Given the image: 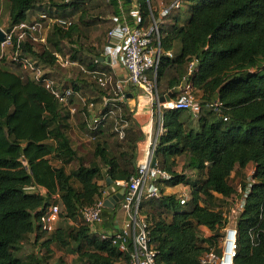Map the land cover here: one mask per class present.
Returning a JSON list of instances; mask_svg holds the SVG:
<instances>
[{
	"label": "trees",
	"instance_id": "16d2710c",
	"mask_svg": "<svg viewBox=\"0 0 264 264\" xmlns=\"http://www.w3.org/2000/svg\"><path fill=\"white\" fill-rule=\"evenodd\" d=\"M8 1L10 25L25 21L28 13L37 9L49 14L54 8L61 9L59 16L67 20L81 12L78 22L68 28L54 25L47 37L50 48L38 52L31 40L23 44L24 54L53 67L54 51H60L61 43L71 40L84 24L86 10H79L83 1ZM136 1L143 24L148 25L151 13L156 16L150 0ZM184 1L189 12L185 24H174L161 32L163 51H173L177 41L181 50L173 59L162 56L157 87L158 91L164 89L160 95L172 92L175 99L182 84L188 81L194 90L202 92V112L196 118L175 110L162 113V131L155 149L158 166L172 175L166 181L168 186L191 187L192 201L186 211L177 209L181 205L174 195L159 201L158 208L171 211L172 215L169 221L156 210L150 220L158 250L156 264H201L200 257L207 249L203 243L215 246L221 234L203 240L199 226H207L213 233L225 227L221 210L225 201L218 195L226 198L234 194L231 174L251 164L255 165L256 182L238 219L234 264H264V69L249 70L264 60V0ZM131 3L124 1L126 10ZM68 7L71 10L67 13ZM100 56L88 67L94 70L103 64L96 62ZM192 61H197V65L190 73ZM63 87H71L76 93L81 90L79 85ZM216 99L223 104L226 121L218 113L206 110V105ZM60 111L48 90L31 77H23L0 64V264H40L34 257L29 261L18 257L15 249L32 236L39 243L47 235L39 221L54 196L59 195L61 217L75 219L81 208L103 196L99 181L106 183L110 178L128 182L136 171L134 154L124 150L109 156L99 145L95 157L108 167L106 174L97 164L83 162L68 174L63 163L75 153L61 131ZM54 122L59 125L57 132L50 130ZM183 156H189L188 167L197 170L202 175L200 179L176 170L177 159ZM116 212L117 207L103 209L104 231H114ZM47 236L43 246L56 244L88 264H115L120 256L110 240L90 234L84 222L73 227L58 226Z\"/></svg>",
	"mask_w": 264,
	"mask_h": 264
},
{
	"label": "built area",
	"instance_id": "2783aa9c",
	"mask_svg": "<svg viewBox=\"0 0 264 264\" xmlns=\"http://www.w3.org/2000/svg\"><path fill=\"white\" fill-rule=\"evenodd\" d=\"M49 0H46L48 2ZM70 0H66L69 2ZM114 2L118 6L119 13L112 18V26L107 31L108 43L103 53L96 62H107L111 66L121 64L127 71V77L114 81L111 74L104 71L89 70L81 65L79 61L72 59L70 54H64L62 51H54L56 57L55 65L61 68L79 67L83 72L94 75L98 85L102 90L110 92L113 101L118 102L116 112L98 111V104L80 95L82 109L87 115L88 129L90 130V139H96V134L100 127L113 115L115 122V131L123 138L128 121L124 119L122 108L130 97V88L141 90L139 96H143L158 101L162 96L158 92L157 75L162 56L170 59L175 58L173 51L165 52L161 47V28L160 24L168 17L173 10H180L183 6V0H173L170 5L162 8L158 17L151 13L148 25L143 24L141 10L138 2L135 0L130 9L125 10V0H107ZM49 22L52 26L62 24L68 28L71 22L59 20L50 17L47 13H41L32 20H25L19 24L9 25L7 29L1 28L6 36L4 42H0V62L17 65L21 68L23 77L29 76L36 83L48 90L56 100L59 106L69 109L70 114L77 113V108L71 105L72 99L77 93L71 87L64 88L51 74V68L45 65L38 58L24 54L23 44L27 40L35 46L40 43L47 45V36L45 35V25ZM96 58V57H95ZM103 59V61H102ZM100 60V61H99ZM197 65V61H192L189 66L190 73ZM264 69V60L257 66L250 67V71ZM179 95L170 102L157 103L158 112L166 110L187 111L195 118L202 112V107L191 83H183L179 89ZM111 100L104 97L103 105L107 106ZM223 104L219 100H214L206 105V110L218 113L226 121L228 118L222 114ZM157 142L153 149L149 151L147 160L140 164L136 172L125 182L126 194L122 201V207L127 211L130 226L114 231H103L101 227L103 221V209L105 208V198H97L94 204L80 209L79 213L83 222L88 226L92 235H99L102 240H110L120 252L119 258L115 264H156L158 250L151 232V223L147 215L142 214L140 207L144 201L161 200L164 194L159 187L160 182H166L172 178V175L164 171L156 164L152 166V160L155 156ZM255 168L251 169L248 178L243 184H239L236 192L230 197L224 199L225 205L229 206L227 210H222L225 227L221 232L220 241L215 246H210L204 242L206 251L201 255V264H234V259L238 252V219L244 211L248 193L256 182L253 175ZM187 187L188 191L180 192L177 201L185 206L192 201V192L188 185L181 184V187ZM59 195L53 197V201L46 208L40 217L42 230L47 234H52L58 227L61 217V205L58 203ZM210 229L207 226H199V237L207 240V232ZM201 233H204L202 238ZM219 245V246H218Z\"/></svg>",
	"mask_w": 264,
	"mask_h": 264
},
{
	"label": "crops",
	"instance_id": "0c3cea01",
	"mask_svg": "<svg viewBox=\"0 0 264 264\" xmlns=\"http://www.w3.org/2000/svg\"><path fill=\"white\" fill-rule=\"evenodd\" d=\"M93 1L90 4L92 7L96 8V10H94L93 12L97 15V17H100V18L103 17L105 19L107 18L110 21L108 22V25H109L108 29H109L113 24L112 18L114 15H116L117 5L115 3L104 0L103 5L100 6L99 4L93 3ZM134 1L135 0H133V2ZM150 3L152 4V0H150ZM155 3H156L155 7L160 8L162 10L163 7L170 5V0H157ZM83 5H86V6L89 5L87 0L83 1ZM185 6H186L185 10H182L183 8H181L180 10H173L171 14L162 21V24L164 26L161 28V32L162 30H166L174 24H177L180 27L185 24L186 20L189 17L187 3ZM126 9L127 8L125 7V10ZM70 10L71 8L68 7L66 9V12L68 13V11ZM106 11H107V14H105ZM41 13H47V12H45L44 10H38V9L34 10L28 13L31 16L29 18L27 16L26 20H32L38 17ZM60 13H62L61 9L54 8L51 14L49 13L47 14L50 17H54L59 20H67V19H61L59 17ZM80 15H81V12L78 15L75 14L73 17L68 18L67 21L71 23L72 22L77 23ZM48 23L49 22H47L46 24ZM0 28H3V27L0 25ZM177 42L175 43V45L177 44ZM106 43H108V39ZM180 50H181V44H180ZM180 50H177L175 55H177L180 52ZM98 68L101 69L100 71H104V72L111 74L114 78V81L127 77V71L121 64L111 66L107 62H103V64L98 65L96 69L94 70L99 71ZM83 85L85 84L82 83L80 85L81 90L72 99L71 105L74 106L73 100L76 99L77 101L76 103L82 106L80 95L83 96V92L85 93L87 92L86 87ZM163 91L164 89L162 88L161 93H164ZM129 92L131 93L130 97L125 103H123V105L125 104L128 107H130L131 117L127 118L128 126H127V129L125 130V136L123 138H121L118 135V133L115 131V124L114 125L112 124L113 123L112 121H114L113 115L109 117V119L106 122H104V124L100 127L99 131L96 134L97 136L96 139H90L89 138L90 130L88 129L87 115H85V111L82 113L83 116L76 115L77 113L72 115L70 114L68 108L59 106L61 111H60L58 120H60L61 131L63 132L65 138L68 140L70 146L72 147L75 153L73 158L63 163V166L68 174L75 171L82 162L85 163L86 165L97 164L101 168L102 173L106 174L108 167L102 163L100 157H95V151L99 145L106 150L109 156L119 155L120 152L124 150L128 151L130 154H134L135 158L133 161H134L136 170L140 164L144 163L147 160L149 151L153 149L152 144L154 142H157L159 136L161 135L160 133L157 136V134L155 133V125H154L153 115H152V110L157 105L154 103H152L151 106L147 105V103L144 100H142L143 96L138 95L139 93H141V90L138 88H130ZM197 96L201 98L202 92L197 91ZM98 97L100 98L99 102H97V99L95 100V102L98 104V111H101V110L110 111L111 110L113 112H116L118 102H115L112 100L113 96L112 94H110V92L104 91V94L101 97L100 96ZM104 97L111 100L107 106L103 105ZM120 106L122 108V105ZM50 126H51L50 130L52 131L56 130L57 132V128L59 126L57 122L51 123ZM127 137H129V139H127ZM50 142L52 144H56V141L54 139H51ZM130 145L132 146V148H130ZM181 158L182 157H179L177 159V162ZM157 164H158V160H157ZM253 168H255V165L251 164L245 169L234 171L230 177L231 183L233 180H235V182L236 181L240 182L239 184H244L246 179L248 178L250 170ZM113 182L122 187H125L124 180L116 179ZM98 184L103 186L104 194L102 197L105 198L106 200L105 195L108 189V184L107 182L104 183V181H99ZM163 184L164 182H162V185ZM188 187L190 189L189 191L192 192L191 187L190 186ZM174 189H179L178 191L180 192L186 191V190L188 191V188L185 186L181 187V184L174 186V187L170 186V188H168V190H174ZM167 191L163 193L164 196L165 194L167 195L168 193ZM116 207H117V212L115 215L113 230H119L122 228H126L127 226H130V221H127L126 219V216H128V213L126 210L123 209L122 202ZM105 208L114 209V208H109V207H105ZM101 230L104 231L103 226L101 227Z\"/></svg>",
	"mask_w": 264,
	"mask_h": 264
},
{
	"label": "rangeland",
	"instance_id": "374dc122",
	"mask_svg": "<svg viewBox=\"0 0 264 264\" xmlns=\"http://www.w3.org/2000/svg\"><path fill=\"white\" fill-rule=\"evenodd\" d=\"M86 0H70L72 2L71 4H77V2H82ZM93 0H87L89 3L88 6L80 4V11H84L86 14L84 15V24H82V28L79 29V33H76L75 36L71 40H64L60 45V51L64 54H70L71 57H75V60L79 61L81 65L85 66L87 69L92 70L88 67V64L100 53H103V50L105 46L107 45V31H108V22H110L107 18H100L97 17V15L93 12L96 10L95 7H92L90 4ZM104 0H94L93 3L99 4L100 6L103 5ZM157 0H152V10L155 12L156 17L159 16V12H161L160 8L155 7ZM173 0H170V3ZM186 2L184 1L182 10H185L186 8ZM80 12H78L79 14ZM76 14V15H78ZM107 14V11L106 13ZM28 18L31 16L30 14L27 15ZM60 17V16H59ZM61 18V17H60ZM62 19V18H61ZM0 25L7 29L10 25L9 20V1L8 0H0ZM62 24H59L58 26L60 28ZM164 25L161 23L160 28H162ZM53 30V26L51 24H46L45 27V35L48 37ZM51 47V44L42 45L40 43L35 45V48L38 52H41L44 48ZM177 50H180V43L177 42L174 48V53L176 54ZM1 66L3 68L9 69L11 71H14L16 73L22 74V70L19 66L13 65L11 63H6L5 60H2L0 62ZM100 71L101 69L98 68ZM51 74L55 77L57 82H59L62 86H76L84 83L86 87L87 92H83V97L88 98L91 101H95L97 99V102H99V97L104 94V90L101 89V87L98 85L96 78L94 75L83 72L79 67H72V68H61L57 65H54L51 67ZM161 88L158 92H161ZM78 98V97H77ZM142 100H144L147 105L151 106L152 100L149 98L143 97ZM74 106L77 108V114L83 116L82 113L84 110L82 109L81 105H78L76 102V99L73 100ZM155 104V103H154ZM121 105V104H119ZM123 110V117L127 120V118L131 117L130 115V107L127 105H122ZM163 113V112H162ZM162 113L158 112L157 106L153 108L152 115H153V121L155 125V133L157 136L162 131ZM182 114L187 115L189 112L187 111H181ZM190 114V113H189ZM110 121V120H109ZM113 125L115 124L114 121H112ZM127 129V128H126ZM125 129V130H126ZM158 138V137H157ZM155 144V142L152 144V146ZM190 161L189 156H184L180 160H178V164L176 167V170L181 174H186L190 176L191 178H194L195 180H198L202 177V175L197 170H192L188 167V163ZM240 182H235V180L232 181V184L234 185L235 189L239 186ZM159 187L164 189V192L170 188V186L167 185L166 182L162 185V182L159 183ZM34 191H39L38 189H33ZM175 190V191H174ZM174 190H168L167 195L165 196H171L174 195L176 199L180 195L179 189ZM174 192V193H173ZM59 201V199H58ZM160 200H151L144 201V204H141L140 210L142 214H145L148 216L149 220L153 217L154 213L157 212H163L162 217L166 218L167 220H171L172 212L165 211L164 209L158 208ZM190 204V203H189ZM187 204L185 206H178L177 209L180 211H186L190 208V205ZM229 206H226L224 203H222V209L227 210ZM124 209V208H123ZM125 210V209H124ZM157 216V215H156ZM127 221H129V216H126ZM83 223L82 217L80 213L77 215L75 219H64L60 217V221L58 226L62 227H73V226H79ZM222 230H218L216 233H213L211 230L207 232L208 237L212 238L215 234L219 233L221 234ZM202 238L204 237V233H201ZM49 236L44 235V238L39 243H36L34 241L33 237L28 238L25 240L22 244L16 247L15 254L26 260L29 261L31 257H34L35 259H38L40 261V264H88L87 261H79L77 258L76 253H74L71 250H66L64 248H61L57 246L56 244H52L50 247L43 246L42 243L44 240L48 239ZM208 239V238H207ZM220 241V238L218 242ZM75 246V244H73ZM214 246V245H213ZM219 246V245H218Z\"/></svg>",
	"mask_w": 264,
	"mask_h": 264
},
{
	"label": "water",
	"instance_id": "95a60500",
	"mask_svg": "<svg viewBox=\"0 0 264 264\" xmlns=\"http://www.w3.org/2000/svg\"><path fill=\"white\" fill-rule=\"evenodd\" d=\"M128 2H132V0H127ZM6 40V36L4 31L0 28V42H4ZM103 61V59H102ZM184 83H187L185 81ZM172 99V92L162 95L158 101H155L154 103H166L170 102ZM157 164V157L156 155L153 157L152 160V166L155 167ZM108 189L106 192V200L104 202L105 207L109 208H116L117 205H119L126 194V187H122L118 184H115L110 178L107 179Z\"/></svg>",
	"mask_w": 264,
	"mask_h": 264
}]
</instances>
